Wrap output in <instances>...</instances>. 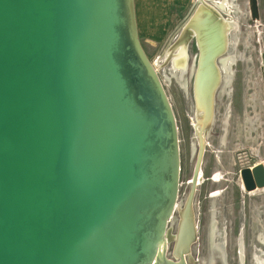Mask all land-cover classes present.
<instances>
[{
    "label": "water",
    "instance_id": "95a60500",
    "mask_svg": "<svg viewBox=\"0 0 264 264\" xmlns=\"http://www.w3.org/2000/svg\"><path fill=\"white\" fill-rule=\"evenodd\" d=\"M201 2L192 19L201 147L169 259L178 131L134 0H0V264H188L199 163L217 134L216 58L236 29ZM217 7L229 13L227 0ZM252 9L259 20L257 0ZM240 175L246 192L264 189L263 164Z\"/></svg>",
    "mask_w": 264,
    "mask_h": 264
},
{
    "label": "rangeland",
    "instance_id": "374dc122",
    "mask_svg": "<svg viewBox=\"0 0 264 264\" xmlns=\"http://www.w3.org/2000/svg\"><path fill=\"white\" fill-rule=\"evenodd\" d=\"M198 1L190 0L186 9L174 12V21L163 42L151 45L140 38L169 98L178 131L181 171L177 207L165 236L169 259H172L175 247L180 212L193 187L201 142L196 130L195 96L193 98L197 67L195 46L192 43L186 47L189 61L186 60L185 69L178 71H173L172 64L167 61V50L175 44L182 27L197 9ZM207 1L218 5L220 0ZM227 1L229 13L224 12V16L235 24L236 29L230 33L228 55L221 59L222 65L219 64L222 68L229 63L231 66L223 71V85L216 96L214 123L216 120L217 134L212 133L206 139L203 180L196 188L193 208L200 221L197 230L203 251L198 252L199 244L193 246V264H226L220 251L217 253L213 249L215 231L229 234L227 264H255L257 252L253 251L245 258L237 249L244 225L247 236L251 233V237L264 242V190L246 192L240 175L243 169L264 164V0H257L260 17L256 21L252 18V0ZM262 250L259 254L264 255Z\"/></svg>",
    "mask_w": 264,
    "mask_h": 264
},
{
    "label": "crops",
    "instance_id": "0c3cea01",
    "mask_svg": "<svg viewBox=\"0 0 264 264\" xmlns=\"http://www.w3.org/2000/svg\"><path fill=\"white\" fill-rule=\"evenodd\" d=\"M189 4L190 0H134L139 38L151 45L163 42L174 21V12Z\"/></svg>",
    "mask_w": 264,
    "mask_h": 264
},
{
    "label": "bare ground",
    "instance_id": "6f19581e",
    "mask_svg": "<svg viewBox=\"0 0 264 264\" xmlns=\"http://www.w3.org/2000/svg\"><path fill=\"white\" fill-rule=\"evenodd\" d=\"M203 2L206 3V4H208L216 13H218L221 16L222 21H224V22H230V19H228V18H226L224 16L225 15L224 14V11L221 10L219 7H217L220 4L221 0L218 2V5L209 3L207 0H203ZM197 4H198L197 9L193 13V16L189 19V21L182 27V30L180 32V35L176 39L175 44L172 45L167 50V53H168V55H167L168 56L167 57L168 58L167 61L172 64L171 66H172V70L173 71H178V70H182V69H185L186 68V63H187L186 62V47H187L188 43L191 42L192 38H194L195 36H197V33H196L195 29H194V25H193L192 19L195 16V14H196L199 6L202 5L201 0H199L197 2ZM228 6H230L229 3H228ZM230 33L227 34V37H228V47H227L226 51L222 55H220L218 58H216V65H217V67L220 70V74H221V77L222 78H221L220 86L215 89V93H214V99H213V105H212V116H213V120L215 118V112H216V107H215V105H216V96H217L218 90L220 89V87L222 85V81H223V71H224V69H228L229 70L230 69V66H231V64L229 63V64H225L223 66V68H222L217 61L219 59L223 58L228 53L229 45H230V39H229ZM200 52H201V50H200ZM263 71H264V69H263ZM194 96H195V103H196V108H197L196 92L194 93ZM196 120H197V118H196ZM197 123H198V120H197ZM205 143H206V141H205ZM205 153H206V150H205V144H204L203 150H202L201 159H200V163H199V168H198V172H197L195 189L198 188L201 185L202 180H203V176H202V172H203V161H204L203 158H204ZM241 183H242V181H241ZM260 191H262V190H258L257 192H260ZM257 192H255V193H257ZM195 195H196V191L194 192V196H193V199H192V211H193V205H194ZM193 216H195V213H194ZM176 239H177V236L175 237V244H176ZM190 248L191 247H189V250H190ZM188 254L184 255L186 262H187V256H188Z\"/></svg>",
    "mask_w": 264,
    "mask_h": 264
},
{
    "label": "flooded vegetation",
    "instance_id": "af4514ba",
    "mask_svg": "<svg viewBox=\"0 0 264 264\" xmlns=\"http://www.w3.org/2000/svg\"><path fill=\"white\" fill-rule=\"evenodd\" d=\"M192 43L194 44L195 49H196V52H197V54H196V58H197L196 71H197V69H198V63H199V57H200V47H199L198 40H197V37L196 36L194 38H192L191 42L188 43L187 47H189L190 44H192ZM188 52L189 51H186V60L187 61H189V59H188V57H189L188 56ZM221 59H219L217 62L222 65V63L220 62ZM196 71H195V74H196ZM193 81L195 83V75H194V80ZM194 83H193V98H194ZM219 90H218V92H219ZM215 107L217 108V98H216V105H215ZM216 119H217V116H216ZM215 124H216V120H215V123L213 124V129H214ZM196 168H197V165H196ZM241 171H240V173H241ZM195 173H196V169H195L194 175H195ZM193 178H194V176H193ZM192 182H193V179H192ZM204 183H205V181H204ZM186 204H187V202H186ZM195 218H196V216H195ZM198 222L200 223V221H197V219H196V227H197V229H198V226H197V223ZM245 228H246V226L244 225V229H242V231H241L240 245L237 248L238 251H242L245 258L250 257V255L252 254V252L255 251L257 253L255 254V257H254V263L255 264H264V255L259 254V253H261L263 251L262 249H264V247H263L264 246V242H262L259 238L256 239L255 236H252L251 237V233H249V235L247 236V233L245 232ZM228 238H229V234L226 231L225 232H220V233H218V232L215 231V235L212 237L213 249L217 253H219V251H220L221 255L223 256L222 259H225L226 264H227V261H228L227 252L229 250V239ZM255 242H257L260 247H258ZM197 244H199V250H198V252L201 253V251H203V247L201 245L202 243H201V239H200V232L198 230H197L196 240L193 243V245L191 246L190 253L187 256V259L189 260V261L187 260L188 264H193L192 263V260H191V259L194 258L193 257V254H192V249H193V246L194 245L196 246ZM221 263L224 264V262H221ZM215 264H218V262H216Z\"/></svg>",
    "mask_w": 264,
    "mask_h": 264
}]
</instances>
